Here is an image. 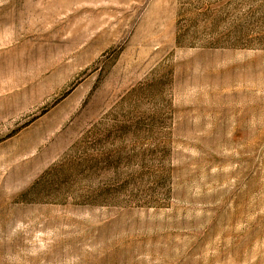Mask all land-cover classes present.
<instances>
[{
  "label": "rangeland",
  "instance_id": "rangeland-1",
  "mask_svg": "<svg viewBox=\"0 0 264 264\" xmlns=\"http://www.w3.org/2000/svg\"><path fill=\"white\" fill-rule=\"evenodd\" d=\"M0 264H264V0H0Z\"/></svg>",
  "mask_w": 264,
  "mask_h": 264
}]
</instances>
